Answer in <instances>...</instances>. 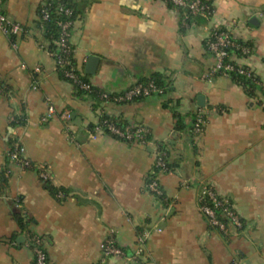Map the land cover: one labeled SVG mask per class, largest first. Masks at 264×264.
Returning a JSON list of instances; mask_svg holds the SVG:
<instances>
[{"label":"crops","instance_id":"0c3cea01","mask_svg":"<svg viewBox=\"0 0 264 264\" xmlns=\"http://www.w3.org/2000/svg\"><path fill=\"white\" fill-rule=\"evenodd\" d=\"M45 1L1 0L7 17L28 32L13 48L0 31V167L8 138L17 137L24 156L45 163L64 196L45 189L35 171L9 163L0 195V264H33L16 210L33 219L28 228L42 237L49 264H95L109 230L130 253L138 231L152 226L161 230L150 233L142 257L107 264H264V0H204L213 6L211 19L188 21L162 0H76L82 13L69 43L96 89L118 93L153 74L167 84L163 94L124 103L78 93L60 76L37 26ZM231 22L233 37L249 48L237 61L263 88L253 96L230 77L203 76L214 62L205 27ZM48 105L54 113L40 121ZM201 107L209 109L207 121L194 135L192 116ZM66 109L69 120L60 116ZM102 114L145 126L148 142L93 132ZM13 117L20 122L9 127ZM159 148L170 164L157 177L165 202L145 189ZM202 183L231 200L240 230L229 226L223 234L207 223L197 204Z\"/></svg>","mask_w":264,"mask_h":264},{"label":"built area","instance_id":"2783aa9c","mask_svg":"<svg viewBox=\"0 0 264 264\" xmlns=\"http://www.w3.org/2000/svg\"><path fill=\"white\" fill-rule=\"evenodd\" d=\"M165 3H170L171 7L180 12L184 9L183 18L186 19L189 15L192 17H202L205 20H210L213 16V6L204 0H162ZM63 12L66 15H71L72 11L69 8H64ZM49 17L48 8L46 6L41 9V19L46 20ZM70 20L58 22L60 26V36L57 42L58 52L47 50L56 62L57 69L61 71L64 78L68 79L71 83L76 85L80 90L90 92L94 90V86L90 81H87L81 77V72L73 65L70 58L72 54L71 48L67 43V38L70 35ZM234 22L230 25L222 23H212L207 25L205 47L213 57V64L204 73V79L212 80L217 75H223L230 77L231 72L243 74L247 77H254L256 74L247 66L240 64L237 61L238 53H247L249 48L233 37L232 29ZM0 31H2L9 39L13 48L17 47L16 39L26 34L28 30L22 24L16 21H12L5 14L1 0H0ZM33 88L36 86L33 85ZM99 97L104 102H127L133 99L147 97L153 94H163V88L156 85V83L149 79L146 83H134L127 87L125 90L118 93H109L106 91L98 92ZM218 111L223 110L220 107H212V109ZM208 110L206 108H197L195 112L194 121L192 124V133L199 135L206 124ZM54 113L52 105L47 106L46 113L42 115L40 121H46L48 116ZM63 120H69L71 112L66 109L60 114ZM13 119V118H11ZM10 119V120H11ZM107 130L110 133H115L121 138L127 140L131 144L144 145L148 142L147 135H149V129L142 125H127L123 130L113 125V123L103 120ZM96 130H102L100 127H96ZM92 136V135H91ZM14 141L9 151L10 163H16L23 169H30L37 173L39 180L49 179L47 166L45 163H31L29 159L24 156V148L20 140L17 137L11 136ZM165 152L163 150L157 151L149 174L154 173L157 169V173L154 174L151 179L145 183V189L151 193L157 200L161 202L159 197L163 196L164 191L158 181V174L168 171L166 162L164 161ZM10 174V172H9ZM58 197H63V193L58 191L56 194ZM165 201H166V197ZM16 202L19 200L16 199ZM198 209L207 221V223L220 231L223 234L228 233V227L233 226L235 229L240 230L243 226V221L239 214L236 212L231 200L227 197L220 196L213 189L209 183H202L199 193L197 195ZM161 229L156 226L146 228L137 233L135 240L131 247V252L127 253L125 248L120 246L113 234V230H109L105 235L102 246L101 254L98 261L95 264H107V261L112 257L123 258L127 260H136L143 256L146 250V242L151 232H158ZM25 245L30 248L33 256V264H49L46 251L43 246V239L40 235L33 234L25 242Z\"/></svg>","mask_w":264,"mask_h":264},{"label":"trees","instance_id":"16d2710c","mask_svg":"<svg viewBox=\"0 0 264 264\" xmlns=\"http://www.w3.org/2000/svg\"><path fill=\"white\" fill-rule=\"evenodd\" d=\"M168 5L171 6L170 3H168ZM46 6L48 8V13H49V17L46 20L41 19V9L42 7ZM64 8H69L72 11L71 15H66L63 12ZM186 12L184 9H181L180 12ZM82 13V11H80L77 7H76V0H46L40 7L39 12H38V21H37V26L39 28H41L43 30V36L44 39L46 40V48L47 50H51L54 52H58V39L60 36V26L58 24V22L60 21H65V20H70L71 22H73L78 16H80V14ZM181 15V14H180ZM190 15L185 19V20H189ZM239 41V40H238ZM67 43L69 48H71L72 50V54H71V62L73 65H75L74 62V58H73V48L69 43V38H67ZM58 70V69H57ZM59 74L62 78H64L63 74L61 73V71H59ZM81 77L87 81H89L85 75L83 73H81ZM230 78L240 84L245 92L250 95L253 96L254 92L256 90H263V88L260 85V81L259 78L257 77V75H255L254 77H247L243 74H239L236 72H231L230 73ZM65 80H67L68 82H70L68 79L64 78ZM149 79H152L157 86L163 88L164 92L166 91V87L167 84L162 80V78L159 75L153 74L151 76H149L147 79L143 80V81H139L138 83H146ZM71 83V82H70ZM74 90L78 93H83V94H91L94 97L102 100L99 97L98 92H102V90L96 89L94 87V90L90 91V92H86V91H82L80 90L76 85H74L73 83H71ZM2 89H4L1 85H0V90L2 91ZM138 99V98H137ZM134 100V99H133ZM132 101V100H131ZM128 102V101H127ZM124 103V102H121ZM197 110V109H196ZM196 110L193 112V116H192V121H191V132H192V124L194 121V117H195V112ZM103 120H107L110 123H113V125H115L116 127L120 128L121 130H123L126 127V124L120 120L119 118L113 117V116H109L106 114H102L100 121L98 122V124L94 125L93 128V132L96 131V127H100L103 131L107 132L108 134L112 135L113 137L117 138V139H121L123 141H126L127 143H129L127 140L121 138L120 136H118L115 133H110L107 128L106 125L103 123ZM18 122H20V120H17L15 117H13V119L10 120L9 122V127H14L16 124H18ZM147 138H149V135H147ZM14 141V138H8V148L5 152V162L4 164L0 167V195H3L5 193V189H6V185H7V181L9 179V151L11 149V145ZM163 150L165 152V156H164V161L166 162L168 171L170 170V164L168 163L167 160V150H165L164 148H159L158 151ZM31 163H34L32 161H30ZM158 171L157 169L154 170V174H156ZM152 174H148L146 176L145 179V183H147L151 177L153 176ZM40 182L42 184V186L49 190L53 195H56L58 193V191L63 192V190L61 188H54L52 186V184L50 183V179L47 180H43L40 179ZM165 194H163V196L159 197V199L161 200V202H165ZM13 217L15 219V221L17 222L18 226H19V230L20 232H22L25 236V242L28 241V238L30 236H32L34 234V232L30 231V229L28 228L29 225L33 222V219L31 217H29L28 215H25L24 213H22L21 210H16L13 212ZM141 230H139L138 232H140ZM17 235H13V238H15Z\"/></svg>","mask_w":264,"mask_h":264},{"label":"water","instance_id":"95a60500","mask_svg":"<svg viewBox=\"0 0 264 264\" xmlns=\"http://www.w3.org/2000/svg\"><path fill=\"white\" fill-rule=\"evenodd\" d=\"M255 20H256V18H255V17H252V18L250 19V22L253 23ZM93 59H96V57L91 56V57H90V61L93 60ZM22 240H23V238H22Z\"/></svg>","mask_w":264,"mask_h":264}]
</instances>
